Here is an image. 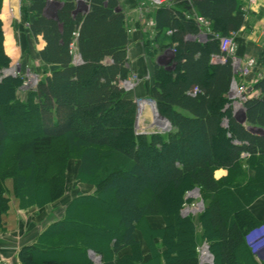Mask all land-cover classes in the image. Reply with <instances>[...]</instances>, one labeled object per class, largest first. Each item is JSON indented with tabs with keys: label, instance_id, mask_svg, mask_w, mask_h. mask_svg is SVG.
<instances>
[{
	"label": "trees",
	"instance_id": "trees-1",
	"mask_svg": "<svg viewBox=\"0 0 264 264\" xmlns=\"http://www.w3.org/2000/svg\"><path fill=\"white\" fill-rule=\"evenodd\" d=\"M191 2L208 23L203 41L193 17L173 5L155 8L152 42L172 53L168 67L153 66L149 98L170 128L139 134L137 105L120 87L130 71L117 0H86L84 14L78 0H30L29 31L45 43L37 52L43 66L34 90L22 91L19 77L0 82V227L9 207L6 180L20 207H42L64 195L67 166L76 160V179L94 192L68 203L43 244L21 247L20 264H92L88 249L100 264H118L110 256L126 247L135 253V233L151 217L163 222L153 232L164 247L153 254L157 262L198 264L196 248L205 241L212 264H255L245 237L264 225L249 211L264 195V135L249 133L232 115L233 70L216 37L238 31L245 13L236 0ZM215 56L223 62L212 63ZM9 64L0 47V69ZM252 90L258 95L243 102L244 121L264 130V75ZM220 138L224 146L216 152ZM218 169L227 175L215 180ZM195 188L205 209L182 217L184 196Z\"/></svg>",
	"mask_w": 264,
	"mask_h": 264
},
{
	"label": "crops",
	"instance_id": "crops-1",
	"mask_svg": "<svg viewBox=\"0 0 264 264\" xmlns=\"http://www.w3.org/2000/svg\"><path fill=\"white\" fill-rule=\"evenodd\" d=\"M117 2L118 10L124 15L127 26L126 67L129 69L130 75H135L137 79L133 88L125 92V96L133 99L137 105L138 101L150 99L153 66L168 67L167 63L169 62L163 64V60L165 56L169 55L171 57L172 52L168 48L160 50L158 46H155L152 42L153 36L150 37V32H154L153 28L145 26L147 21L154 20L155 8H142L141 3L143 0H117ZM236 3L240 6L241 11L245 13V22L238 31L234 32L238 45L237 56L239 58L251 57L257 61L262 59L261 61L264 63V0H236ZM172 5L176 11L183 13L185 17H193L195 20L200 17L191 0H175ZM29 6L30 0H0V28L2 32L0 47L3 54L9 58L10 64L17 62L28 69L32 68L38 77L39 73L41 75L40 68L43 65L38 59L37 52L43 49L45 43L40 35L33 38L30 34L29 24L33 21L34 16L30 12ZM78 6H82L79 0ZM8 8L13 10L11 15L7 13ZM83 9L78 11L84 14L87 6L84 5ZM50 10L45 8L44 13L48 12L49 15H52L53 12ZM200 28L199 34L204 29L202 26ZM169 33V31H166V34ZM186 36L190 39L194 38L191 35ZM198 36L199 41H203L205 38L199 39ZM222 62L223 60L220 57L215 56L212 58V63ZM254 70L247 78H238V82L247 89V99L258 95L257 91L252 90V86L264 75V64H258ZM18 97L23 99L24 94L19 93ZM146 106L148 105L146 104ZM234 109L232 108L231 112L235 118V112L238 110ZM141 111V108L139 112L136 111V127L138 114ZM238 113H240L242 121L236 118L235 120L240 121L249 133L264 135V130L245 124L243 108H239ZM77 167L78 162L76 160L69 162L66 170L64 195L58 201L42 207H20L17 201L13 199L12 203L8 205V210L2 216L0 227V264H20L18 252L21 247L37 244L39 239L43 244L47 240L46 237H48L50 231L55 230V227L63 222L68 203L77 196L93 194L94 187L92 185L82 183L76 179ZM226 175L227 171L224 169H218L213 174L215 180H219ZM68 185L70 189H68ZM249 211L256 220H264V195L257 198L249 206ZM261 225L258 229L261 228L259 230L263 232L262 227L264 226ZM162 227L161 218H148L135 233V240L138 241L137 251L133 253L131 248L126 247L119 251L116 256H110L111 260L118 259V264L124 262H129V264H163L162 260L157 262L153 258L154 253H162L164 250L159 238L160 235L153 233L154 230L157 231ZM258 229L252 230L245 237V244L251 249V261L255 264H259V260L264 259V248L259 250L258 245L253 244V240H255L253 237L260 232ZM86 258L92 264L101 263V256L89 249L86 252Z\"/></svg>",
	"mask_w": 264,
	"mask_h": 264
},
{
	"label": "built area",
	"instance_id": "built-area-1",
	"mask_svg": "<svg viewBox=\"0 0 264 264\" xmlns=\"http://www.w3.org/2000/svg\"><path fill=\"white\" fill-rule=\"evenodd\" d=\"M175 0H143L141 3L142 8H157L160 6H171ZM80 4L84 7L86 5V0H79ZM12 9L8 8L7 13L9 15L12 14ZM197 23L202 26L203 31L201 34H199V39H203L205 34L209 32L208 29V23L206 20H204L201 17L196 18ZM145 26L150 27L151 29L153 28V21L149 20L146 22ZM154 32H150V37H152ZM73 36L76 37L77 34L73 33ZM219 40V50L224 56L228 57L230 59V63L232 66V70L236 75H240L243 77H246L249 75L255 68L256 65V60L255 58L247 57V58H239L237 56V49L238 45L236 42V34L234 32L229 33L227 36L224 37H219L216 36ZM70 48L73 51L72 55V64L78 65L81 63V60L79 56L74 52L73 45L70 44ZM172 52V50H170ZM222 60L223 57H220ZM21 65L17 62L9 64L8 67L6 68H1L0 69V82L3 78L5 77H19L22 80V84L20 86L21 90H34L38 78L36 75L28 73V69H25V74L21 75ZM136 82V77L134 75H131L129 79L126 81H123L120 83V87H122L124 90H130L134 83ZM246 88L243 85H237L234 83V80L232 78L231 85H230V90L228 92L229 96V101L232 104V108H235L243 104V102L247 99V94H246ZM234 109V110H235ZM237 110V109H236ZM194 192V189H193ZM191 192H187L185 194V197H189L188 195ZM184 205V204H183ZM182 205V206H183ZM192 210V209H191ZM197 209H193L192 211H196ZM264 232V228H263ZM197 256H198V264H212L213 263V257L210 254L208 250V245L206 243H202L200 246L196 248Z\"/></svg>",
	"mask_w": 264,
	"mask_h": 264
},
{
	"label": "rangeland",
	"instance_id": "rangeland-1",
	"mask_svg": "<svg viewBox=\"0 0 264 264\" xmlns=\"http://www.w3.org/2000/svg\"><path fill=\"white\" fill-rule=\"evenodd\" d=\"M50 11L53 12V9L51 8ZM169 61H170V56L169 55L168 56H165V59L163 60V64H166ZM168 64L169 63H167V65ZM28 70H29L28 73L34 74L33 73L34 70L32 68H29ZM20 74L21 75H24L25 74V70L22 69L20 71ZM34 75H36V74H34ZM248 76L249 75H247L246 77H243V76H240V75H236L233 72V80H234V83H236L237 85L240 86L241 84L238 82V78L241 77L243 79V78H247ZM227 98L229 99V96L228 95H227ZM141 104H146V103H141ZM229 106L232 109V104L230 102H229ZM239 108H240V106L236 107V109L238 111H239ZM242 108H243V105H241V109ZM238 111L235 112V118L238 119V120H240V121H242L241 118H240L241 115H240V113H238ZM138 116L139 117H138V121H137V127H136V130H135L136 133H139V134H141V133L150 134V133H158V132L159 133H162V132L167 131L170 128V125L168 127V126H166V124L162 123V124L159 125V126L163 127L164 131H162L160 128L157 127V125L155 123H153L154 122L153 121L154 118L152 120V114H151V110H150L149 106L145 107L144 110L141 111L138 114ZM151 122H152V125H151ZM134 128H135V126H134ZM221 140L222 139L220 138L219 142L215 146L216 152L221 151L222 147L224 146L223 145V142ZM243 155L244 154H242V157H243ZM4 183H5V188H6V195L5 196L8 199V203L11 204L12 203V200L14 199V197L11 194V191H12V183H11V180H6ZM69 183H70V180H69ZM68 189H70V186L69 185H68ZM189 192H191L188 195L189 197H185L184 196V202H183L184 205L182 204L183 206H181V208L179 210V213H180V215L182 217H187V216H191V217L194 216V217H196L197 215L201 214L204 211V209H205V203L201 199L199 190L197 188H195L194 189V192H193V190H191ZM191 209L192 210L193 209H197V210L194 212ZM261 226H264V225H261ZM258 227L259 226L254 227L253 229H251V231L252 230H257ZM262 228H264V227H262ZM259 229H261V228H259ZM251 231H249V233ZM253 238L255 239V240H253V244L255 243V245H258V249L259 250L262 249V248H264V232H262V231L258 232V234L256 236H254ZM202 243H206V242L205 241L204 242H200L198 246H200ZM95 263H96V261H95Z\"/></svg>",
	"mask_w": 264,
	"mask_h": 264
},
{
	"label": "water",
	"instance_id": "water-1",
	"mask_svg": "<svg viewBox=\"0 0 264 264\" xmlns=\"http://www.w3.org/2000/svg\"><path fill=\"white\" fill-rule=\"evenodd\" d=\"M141 103H146L148 106H150L151 110H152V114H153V118H154V123L157 125L158 128H160L162 131H164L163 127L159 126L161 123H165L166 126L169 127V123L168 121L161 117L158 113H157V110L154 106V103L151 99H145V100H142V101H138L137 102V108H138V112H139V109H140V104ZM135 128H136V123H135Z\"/></svg>",
	"mask_w": 264,
	"mask_h": 264
},
{
	"label": "bare ground",
	"instance_id": "bare-ground-1",
	"mask_svg": "<svg viewBox=\"0 0 264 264\" xmlns=\"http://www.w3.org/2000/svg\"><path fill=\"white\" fill-rule=\"evenodd\" d=\"M145 107H147L146 104H140V108H141L142 111L144 110ZM151 111H152V110H151ZM138 117H139V116H138ZM161 124H162V123H161ZM164 124H165V123H164Z\"/></svg>",
	"mask_w": 264,
	"mask_h": 264
}]
</instances>
